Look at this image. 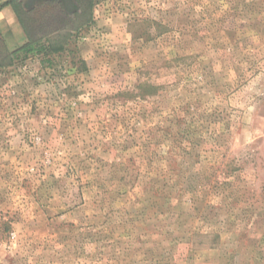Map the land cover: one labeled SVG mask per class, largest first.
Wrapping results in <instances>:
<instances>
[{
    "label": "clouds",
    "instance_id": "clouds-1",
    "mask_svg": "<svg viewBox=\"0 0 264 264\" xmlns=\"http://www.w3.org/2000/svg\"><path fill=\"white\" fill-rule=\"evenodd\" d=\"M93 18L0 89V264L264 258V0Z\"/></svg>",
    "mask_w": 264,
    "mask_h": 264
},
{
    "label": "rangeland",
    "instance_id": "rangeland-1",
    "mask_svg": "<svg viewBox=\"0 0 264 264\" xmlns=\"http://www.w3.org/2000/svg\"><path fill=\"white\" fill-rule=\"evenodd\" d=\"M23 6L31 10L32 12L25 18L26 22L29 24V30L31 31V35L34 38H40V37H46L50 35L52 32L61 30V33L70 34L71 32V38L70 42L65 50L60 55L56 56H50L49 60L50 63L53 58L59 57L60 60H65L69 57L72 59V63L75 65L80 49L77 47V41L79 38L87 34V32L95 26L96 21L93 18V10L99 6L100 4L106 2V0H91V10L89 13L88 8L85 6L83 7V12L85 13L84 17L82 18H74L72 16V12L70 10H66V5L63 3L62 6H56L54 3V0H21ZM4 0H0V4L3 3ZM63 10H65L63 12ZM90 14V19H89ZM89 22L82 26L86 21ZM260 21H257V24H260ZM82 26V27H81ZM81 27V28H78ZM78 28V30H76ZM5 29V28H4ZM7 29L9 31L11 30L10 27L7 26ZM74 31V32H73ZM3 42L0 34V61L5 56L3 48H2ZM30 57L27 58H21L19 57L18 60H16L15 64L12 67L9 68H3L0 69V89L3 88L4 84L7 82V80L13 75L18 72V70L25 66L27 62H29ZM42 57V56H41ZM80 66L83 68V62L80 61ZM262 261H264V258H261V260H256L254 264H262Z\"/></svg>",
    "mask_w": 264,
    "mask_h": 264
},
{
    "label": "trees",
    "instance_id": "trees-1",
    "mask_svg": "<svg viewBox=\"0 0 264 264\" xmlns=\"http://www.w3.org/2000/svg\"><path fill=\"white\" fill-rule=\"evenodd\" d=\"M72 1L68 0L69 5L66 10L68 11L70 10L74 18H81V17L83 18L85 16L84 15L85 13L83 12L84 6L85 8L86 7L88 8L90 13L91 0H74L76 6L72 5L71 3ZM3 7H10L27 41L21 48L11 53H8L4 46V41L2 39L3 42L2 48L5 57L0 61V69L12 67L19 57L23 59V58H27L28 56L39 55L47 59L50 63L49 60L50 56L60 55L63 52H65L70 42L72 32L70 34H65V33H61V30H57L52 32L50 35L46 37L34 38L30 33L31 31L28 28L29 24L28 22H26L25 19L32 11L26 9L23 6L21 0H4V2L0 4V10ZM89 19H90V14H89ZM88 22L89 20L86 21L84 24H82V26L86 25ZM78 28H76V30H78Z\"/></svg>",
    "mask_w": 264,
    "mask_h": 264
},
{
    "label": "crops",
    "instance_id": "crops-1",
    "mask_svg": "<svg viewBox=\"0 0 264 264\" xmlns=\"http://www.w3.org/2000/svg\"><path fill=\"white\" fill-rule=\"evenodd\" d=\"M0 17H2L0 19V34L7 52L11 53L21 48L27 40L10 7H3L0 10ZM9 20H14V23L9 25ZM7 26L10 27V31Z\"/></svg>",
    "mask_w": 264,
    "mask_h": 264
},
{
    "label": "flooded vegetation",
    "instance_id": "flooded-vegetation-1",
    "mask_svg": "<svg viewBox=\"0 0 264 264\" xmlns=\"http://www.w3.org/2000/svg\"><path fill=\"white\" fill-rule=\"evenodd\" d=\"M72 1V0H71ZM54 3L55 5L58 7V6H62V8L64 7L63 6V3L66 5V8L68 7L69 3H68V0H54ZM72 5H75L76 6V3L75 1L73 0L72 2ZM65 11V10H63Z\"/></svg>",
    "mask_w": 264,
    "mask_h": 264
}]
</instances>
